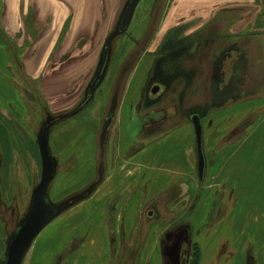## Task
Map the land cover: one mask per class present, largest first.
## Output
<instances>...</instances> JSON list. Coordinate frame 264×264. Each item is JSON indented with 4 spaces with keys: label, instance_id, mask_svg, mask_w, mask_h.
I'll use <instances>...</instances> for the list:
<instances>
[{
    "label": "rangeland",
    "instance_id": "374dc122",
    "mask_svg": "<svg viewBox=\"0 0 264 264\" xmlns=\"http://www.w3.org/2000/svg\"><path fill=\"white\" fill-rule=\"evenodd\" d=\"M128 2L129 0L113 1L111 10L97 13L98 20L94 28H76V36L72 34L66 37L68 29L63 28L61 43H51L58 32L57 29L46 31L45 28L44 38L24 46H20V43L8 44L0 37V51L3 55L4 52L9 53L5 67V60L0 56V153L5 154L3 159L4 162L6 160V165L8 164L4 168L5 175L2 173V189L5 192L4 204L11 210L6 217L3 213L0 214V263L4 260L8 239L28 210L32 189L40 180L41 161L37 135L42 123L64 115L66 117L54 122L48 131L49 151L56 162V172L47 190L48 201L53 204L62 202L67 197L73 199L85 194L89 189L87 186L92 183L98 185L103 177L112 173L115 166L131 163L132 161L127 162L126 159L132 152L144 149L149 144L155 145V161L129 180L131 196H124L122 206L118 200L117 214L122 219V210L123 215L118 224L122 225L123 235L119 244L114 243L108 261L102 264H155L160 258L159 264H166V255H170L174 264H180L182 259H185V264H264V0H230V3L222 4H235L238 9L225 14L215 13L216 16L223 14L225 19L236 20L235 42L246 43L245 50L250 65L247 93L238 94L235 101L218 100L217 89L212 90L210 87L212 58L207 57L201 61L199 69H202L194 77L192 85L187 88L185 103L182 105V112L202 110L200 124L206 166L218 150L227 147L237 149L239 156H235L236 165L232 173L235 186L230 187L221 186V181L212 187V165L206 167L207 175L205 177L204 174L203 182H199L194 128L191 122L185 121L183 113L178 115L171 108L174 103H168L169 108H144L141 115L136 113V117L131 108L134 103H140L141 92L145 89L144 82L150 73L149 67L143 77L132 76L143 58V64L149 61L151 54L148 51H152L151 43L157 26L166 16L165 20L169 22V26L173 18L175 21L185 22L170 28L169 38L180 35L205 36L208 34L207 27L213 24L214 15L211 10L218 7H215V0H170V5H174L167 8V0H140L127 29L116 35ZM172 9L176 14L171 13ZM215 27V30L218 29L217 24ZM106 43L109 44V58L103 79L96 87L89 105L80 107ZM26 47V72L40 76L43 80L41 90L37 85L41 79L31 80L29 75L25 74L24 67L20 66L19 57ZM144 50L147 51L143 53ZM186 61L195 64L197 55H188ZM131 78L134 82L124 94ZM6 80L7 91L4 90ZM214 80L216 84L218 78L215 77ZM10 89H13L15 94ZM210 93L214 96L212 105ZM123 96L125 108L121 115L122 124L116 125L113 120L105 145L101 147L100 132L105 122L104 109L106 110L107 106H117L116 103L122 102ZM149 98L153 99V95H149ZM141 105L143 104L140 103V107ZM211 106L214 108L210 109ZM163 111L168 114L169 120L162 121ZM132 117L136 118L134 122L130 121ZM188 123L191 124L192 131L190 140L182 141V137V142L179 141L175 146V151L177 154L186 155L185 161L188 162V171L192 172V178L183 179L180 184L177 182L179 180L174 181L176 185H172L170 191L174 189L176 193L171 196V203L168 201L165 205V200H159V204H154L163 189L169 192V187H165L167 182L164 177L167 172L164 158L170 151L165 153L161 139L169 132L184 128ZM147 129H150L146 134L149 140L142 135ZM135 132L140 136L136 142ZM7 134H12L10 141L16 145L15 148L20 151L23 159L27 157L29 167L26 171L15 169L14 154L10 158L7 155ZM241 162H246L244 169L237 165ZM132 168L125 166L118 179L131 173ZM137 192L139 199L133 201L132 197ZM210 196H213L212 203L204 204L203 208V211L208 212L207 218L193 222L191 214L198 205L201 208L200 199L203 197L206 200ZM87 201L88 199L84 202ZM78 203L72 206L76 207ZM155 211H163L165 218L173 217L176 220L173 219L172 224L169 219L157 220L158 215L149 214ZM69 213L70 211L55 217L41 230L21 264H101L94 258L97 253L94 248L98 246H92L93 240H89L93 216L87 219L76 216V221L80 224L69 240H66L68 233L64 229L51 236L58 220ZM92 213L93 211H90L87 214ZM132 214L137 220L132 221ZM107 216L110 230L117 221V216L112 214V217L109 212ZM240 223H244L246 228H240ZM185 230L188 231V236L186 234L185 238H181ZM158 235L157 246L152 240ZM113 238L118 240L116 236ZM126 240L131 241L133 246L124 253ZM87 241V251L82 256L78 250ZM182 244L187 246V250L183 251L182 257L177 261Z\"/></svg>",
    "mask_w": 264,
    "mask_h": 264
},
{
    "label": "crops",
    "instance_id": "0c3cea01",
    "mask_svg": "<svg viewBox=\"0 0 264 264\" xmlns=\"http://www.w3.org/2000/svg\"><path fill=\"white\" fill-rule=\"evenodd\" d=\"M113 1L115 0H0V37L4 38L5 42L8 44L12 43V44L17 45L20 43L21 44L20 46H24V45H29L30 43L34 42V40L38 41L39 38H44L43 31L46 32L48 31V29H57L58 32L56 36L51 40V43H61L63 42L62 40L63 37L61 35L63 28L68 29L66 37H69L72 34L76 36V31H75L76 28H81L85 26L88 28H94L98 20L97 13L101 11L105 12V11L111 10ZM169 1L170 0H167L166 8L170 5ZM222 3H230V0H215V7L216 6L218 7L216 9L211 10V12L213 13L212 15H215L216 12L221 13L222 11H235L237 8L235 4L230 5V4H222ZM172 5H174V3L171 4L170 6ZM177 8H180V6L179 7L177 6ZM174 9H172L171 13L173 12V14H176V11H175L176 9L175 10ZM165 19H167L166 16L163 19L162 23L157 26L156 32L153 36L154 40L151 43V45L153 46L152 51H150L149 49V53L151 54V57L150 56L148 57L149 61L143 64V60H144L143 58L138 64V67H136L135 69L136 71L133 74L132 78L143 77L148 67H149V71L151 70L153 61L156 58V53L157 51H159V47L161 45H164L165 43L163 40L164 35L170 30V28H174L173 26L177 24L183 25L185 23L184 21H180V20L175 21L173 18L172 19L173 22H171L169 26L168 25L169 22L167 23ZM45 28L47 29L46 31H45ZM177 39H180V37ZM41 42L43 41L41 40ZM168 42H170V45H172L174 43V39H171ZM27 50H28V47H26V50L25 52H23L22 56L19 57L20 66L24 67L25 74L29 75L28 77L31 80L37 81L40 78L39 75L34 76V74L27 73L28 72L27 63H25ZM161 54L162 55H160L156 59L163 58V53ZM0 56H2V59L5 60L3 64V67H5L6 65L5 63H7V59L9 58V53L5 54L4 52V55H3V53L0 51ZM224 74L226 78H229V76H231L230 74H227V73H224ZM216 75L217 76L215 77L218 78L219 70L216 71ZM209 76H210L209 77L210 87L213 88V85L215 84V80H214L215 77H214V73L212 69L209 73ZM132 78L124 94L128 91V89H130L131 85L133 84L134 80ZM216 84H218V80ZM235 84H236V81H235ZM37 85H38V89L41 90V86L43 85V80L41 79L39 83L37 82ZM5 86L6 87L4 90L7 91V80L5 81ZM214 89H217L216 91L219 90L218 88H214ZM11 91L13 92V94H15L14 93L15 91L13 89ZM123 101H124V96H123L122 102L116 103L117 106L113 105L114 106V118H115V119L113 118V120H115L116 125L122 124L121 115L125 108V103H123ZM142 106L143 105H141L140 107V103H136V105L134 103V105L131 106V108H133V113H135L134 114L135 117L137 115L136 114L137 112H139V114L141 115L142 111L145 110L144 107ZM212 108L214 107L211 106L210 109ZM108 109H109V106L106 107V110L104 109V114H105L104 117H106V114H107L106 112ZM135 117H132L130 121L134 122L136 119ZM185 119H186L185 120L186 122H190L189 121L190 118L185 117ZM190 125L188 123L184 128L180 130L169 132L167 135H164L161 139V142L163 141L162 143H163V147L165 148V153L170 151L168 152L169 153L168 156L164 158L165 170L167 172L166 176L164 177L167 182L165 186L166 188L169 187L170 189L172 185L173 186L176 185V183L174 182L176 180H179L177 182L180 184L183 179L187 180L188 177L192 178V172L188 171L189 170L188 162L185 161V159L187 158L186 155L181 154V153L177 154L175 151V146L178 143L182 141L189 142L190 136L192 133ZM149 130L150 129H147V131L144 130L146 132L142 133V135H144L143 138L146 137L147 140L150 139L148 136H146L147 132H150ZM117 132H118V129H117ZM119 133H120V127H119ZM11 135L7 134V146H6L7 155H9V158H10V156L14 154L15 156L14 160L16 164L15 169L17 170L25 169L26 171L27 168L29 167V162L27 160V157L25 156V158L23 159L20 151H18L17 148H15L16 145L10 141V139L12 138ZM182 137H183V140L180 141ZM138 138L140 139V136L138 133H136V135H134V140H135L134 142H136ZM150 145L151 144H149V146H147L144 149L143 148H141L140 150L138 149L129 155L126 161L127 162L132 161L131 162L132 164L131 163L127 165L126 163L118 164L117 166H115V169L112 171V173L109 176L102 178V181L98 185H95L96 183L95 184L92 183L89 186H87L89 187V189L86 193H90L89 196L86 198L88 199V201L85 203L84 202L86 201L85 199L83 203H80V204L78 203L77 204L78 206L76 205L75 207L73 205L67 208L66 210H64L62 213H60L57 216V218L60 215H63L64 213L70 211L69 214H66L64 217L58 220L56 227L53 228V231L51 232V236L52 234L55 236L56 232H59L60 229H64V231L68 233V235L66 236V240H69L71 236H73L74 233H76L78 226L80 224L79 221H76V218L79 217V215H80V218H84V219H87V217L90 218L91 216H93L92 219L94 222H91L90 224V236L91 237L89 236V240L90 239L93 240L92 246L94 247L96 245L98 246L97 248H94L98 253L97 254L96 251H94L96 253L94 258L96 261H100L101 264L104 261L107 262L108 259L110 258L109 253H111L113 250L112 248H113L114 243L117 242L115 244H119L120 237H122L123 235L121 232L122 225L119 226L118 224V220L120 219L122 221L123 219L122 210L120 213L122 216V219L117 214L118 200L120 201L121 206H122L124 204V196L125 195L131 196L129 195V189L131 187L130 186L131 182L129 180L132 177L137 176L142 171V169L144 168L146 169V167H149L153 163V161H155L157 157L154 155L155 145H152V146ZM159 146H161V144ZM229 148L230 147L218 150V152H216L212 156L211 160L209 161V165L206 166L207 168L210 165L213 166V172L211 173V177H210L211 178L210 180L212 182V187L217 186L216 184L220 181L222 182L221 186L222 185L224 187L235 186L234 184L235 182L233 180L235 178L232 173L234 172V168L236 165L235 156L238 154L236 153V150H237L236 148L234 149H229ZM3 155L5 156V154ZM237 165L241 167L242 169H244L243 165L247 166L246 162H241L240 164H237ZM6 166H8V164L6 165V160H5L4 168ZM125 166H129V167L132 166L133 167L132 172L125 176L127 179H125V177H120V179H118V175L119 174L121 175L122 172H124ZM207 168L205 171V177L207 175V170H208ZM4 172L5 171L3 169V173ZM213 196L212 197L210 196L209 199L207 197L206 200L203 197L200 199L199 204H202L203 207L201 205V208H200L198 207L199 206L198 205L197 208L194 209L195 211L191 214L192 215L191 220L193 222L203 220V219L205 220L207 218L208 212L203 211V208L205 207L204 204L208 205L209 202L212 203ZM3 197L5 199L4 189H3ZM167 197H169V192L166 191V189H163L160 195L156 197V200H154L155 202L154 204H159L160 198H167ZM132 198H133V201H138L139 192L135 193ZM69 199L70 198L67 197V199L63 200L62 202L67 201ZM128 200H129L128 201L129 203L130 198ZM157 200L158 202L156 203ZM228 200L229 199H227V201ZM58 203H61V202H58ZM58 203H55V204H58ZM136 208L137 209L135 211V214L136 213L138 214V207ZM90 211H93V213L91 215H88L87 213ZM108 212L110 213L111 216L112 214L115 217L117 216L116 218L117 221H115L114 223L112 222L113 225L110 227V230H108L109 222L107 223V221H109L108 216H107ZM163 213H164L163 211L162 212L155 211L149 214L150 215L157 214L158 217L156 219L163 220V219H166ZM135 217L136 216H133L132 214V217H131L132 221L134 219L137 220V218ZM171 224L169 226H171ZM239 225H240V228H246L244 223L243 224L240 223ZM129 229H131L130 226H129ZM113 236H116L118 240L113 238ZM127 236H128V233L124 235L125 238ZM112 239H115V240L113 241ZM88 241L82 244L78 250V252H80L82 256L85 255L87 251ZM152 241L154 242V245L157 244L158 246L159 235L157 237L154 236V239ZM130 244H131V241L126 240L124 245L128 246ZM159 262H161V258L160 260H158V262L156 261L155 264H159Z\"/></svg>",
    "mask_w": 264,
    "mask_h": 264
},
{
    "label": "flooded vegetation",
    "instance_id": "af4514ba",
    "mask_svg": "<svg viewBox=\"0 0 264 264\" xmlns=\"http://www.w3.org/2000/svg\"><path fill=\"white\" fill-rule=\"evenodd\" d=\"M236 9H238V7ZM226 12L230 11H222L221 13L225 14ZM223 14H220V16L214 15L213 24L207 27L206 33L208 34L205 36L201 37L200 35H197L196 37H181L180 35L175 36V38H169L168 35L171 34L170 31L164 35L163 40L165 43L159 47V51L156 53V58L162 55L161 53H163V58H155L153 61L150 73L144 82L145 89L141 92L140 103L143 104L144 108L146 107L152 110H155L153 108L156 106L169 108V106H167L168 103H174V105L172 107L170 105V107L174 109L178 115L183 113L184 116L188 118L193 115L200 116L202 113L201 109H193L191 111L185 110L182 112V105L185 103L184 98L187 88L192 85L195 79L194 77H196L198 71L202 69H199L202 65L201 61H204L207 57L209 59L212 58L210 65L214 77L217 76L216 71L219 70L218 84L213 85V88H218L220 90L217 91L218 93L216 97L218 100L225 101L226 99L228 101H235L238 94L243 92L247 93L246 87L249 81L248 70L250 69V65L245 50L246 43L235 42L234 23L236 20L225 19ZM216 24L218 25V29L215 30ZM176 37H180V39H177ZM171 39H174L172 45L168 42ZM146 51L147 50H144L143 53ZM192 53L197 55L198 62L196 61L195 64L186 61L187 56ZM229 62L230 65H228ZM223 73H228L231 76L226 78ZM155 89H157L156 92H154ZM149 95H153V99L149 98ZM173 97H175V99ZM213 97V94L210 93L211 105L214 103ZM106 113L107 118L113 120L114 106L113 108L109 107ZM167 117L168 114L164 112L162 121L169 120ZM0 158V214L3 213L2 215L6 217L11 213V210L4 204L5 199L3 197L2 189L4 159L3 154L1 155V153ZM15 196L16 200L17 195ZM155 216H157V214H155ZM186 234L187 231L185 230L181 238H185ZM184 250H187V246L182 244L179 253L177 254V261L182 257ZM165 257L167 258L166 261L164 260L166 264H174L171 261L170 255H166ZM180 264H185V259H182Z\"/></svg>",
    "mask_w": 264,
    "mask_h": 264
},
{
    "label": "water",
    "instance_id": "95a60500",
    "mask_svg": "<svg viewBox=\"0 0 264 264\" xmlns=\"http://www.w3.org/2000/svg\"><path fill=\"white\" fill-rule=\"evenodd\" d=\"M139 1L140 0H129L118 24L116 35L121 34L127 29ZM108 58L109 44L106 43L104 49L102 50L94 78L86 91L83 104H87L90 101L96 87L103 79ZM156 90L157 89H155L154 92H156ZM74 113H76V111ZM191 122L194 128L196 145L197 175L198 179L201 181L205 169V160L202 152V127L200 119L197 115L191 118ZM52 123L53 121H46L43 123L37 135V147L41 161L40 181L32 192L30 205L24 219L19 224L17 230L8 239L5 248L4 260L0 264H21L33 240L37 237L41 230L55 217H57L58 214L69 207L65 208V204H67L68 201H64L58 205H53L47 199V190L56 172V162L52 158L48 147V131ZM110 123L111 118H108L101 128V146L105 142ZM79 196H76L73 199L71 198L70 200L77 199ZM77 202H79V200L73 201L72 204H76Z\"/></svg>",
    "mask_w": 264,
    "mask_h": 264
},
{
    "label": "trees",
    "instance_id": "16d2710c",
    "mask_svg": "<svg viewBox=\"0 0 264 264\" xmlns=\"http://www.w3.org/2000/svg\"><path fill=\"white\" fill-rule=\"evenodd\" d=\"M1 155H2V153H1ZM176 189V188H175ZM171 191H174L173 193L171 192ZM170 191V189H169V197H167V198H160L159 200H165V205L168 203V201L170 200V199H172V197L171 196H173L175 193H176V191L174 190V189H172ZM89 194L90 193H85V194H82V195H80L77 199H74V200H69L68 202H67V204H65V208L66 207H68V206H70L71 204H72V202L73 201H75V200H79V201H81V200H84V199H86L88 196H89ZM167 200V201H166ZM169 203H171V201H169ZM166 219H169V221H170V223L173 221V219L175 220L176 218H166ZM140 225V223L137 225V227ZM187 231V230H186ZM133 233H134V236L136 235V233L133 231ZM187 236H188V231H187ZM135 238V237H134ZM133 246V244H130V245H128L127 247H125L124 249H126L125 250V252L124 251H122L121 253H126V252H128L129 251V249L131 248ZM120 253V254H121ZM124 253H123V255H124Z\"/></svg>",
    "mask_w": 264,
    "mask_h": 264
}]
</instances>
